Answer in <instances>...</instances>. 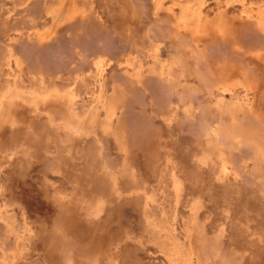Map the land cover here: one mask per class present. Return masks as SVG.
<instances>
[{
    "label": "rangeland",
    "instance_id": "rangeland-1",
    "mask_svg": "<svg viewBox=\"0 0 264 264\" xmlns=\"http://www.w3.org/2000/svg\"><path fill=\"white\" fill-rule=\"evenodd\" d=\"M0 264H264V0H0Z\"/></svg>",
    "mask_w": 264,
    "mask_h": 264
}]
</instances>
